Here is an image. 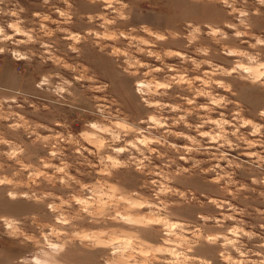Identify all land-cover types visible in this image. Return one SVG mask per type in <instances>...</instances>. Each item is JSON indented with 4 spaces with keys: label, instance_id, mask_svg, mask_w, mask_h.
I'll use <instances>...</instances> for the list:
<instances>
[{
    "label": "rangeland",
    "instance_id": "obj_1",
    "mask_svg": "<svg viewBox=\"0 0 264 264\" xmlns=\"http://www.w3.org/2000/svg\"><path fill=\"white\" fill-rule=\"evenodd\" d=\"M0 264H264V0H0Z\"/></svg>",
    "mask_w": 264,
    "mask_h": 264
},
{
    "label": "bare ground",
    "instance_id": "obj_2",
    "mask_svg": "<svg viewBox=\"0 0 264 264\" xmlns=\"http://www.w3.org/2000/svg\"><path fill=\"white\" fill-rule=\"evenodd\" d=\"M245 65V64H244ZM247 65V64H246ZM248 70H249V67H246L245 68V71H247L248 72ZM253 70H254V68H253ZM252 71V70H251ZM253 72V71H252ZM139 82V81H138ZM141 208V207H140ZM36 261V260H35Z\"/></svg>",
    "mask_w": 264,
    "mask_h": 264
}]
</instances>
